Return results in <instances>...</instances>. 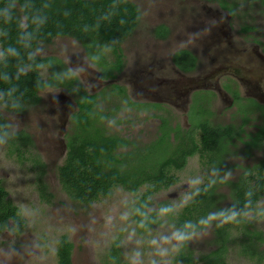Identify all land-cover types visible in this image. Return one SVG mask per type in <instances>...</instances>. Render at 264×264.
Wrapping results in <instances>:
<instances>
[{
    "label": "rangeland",
    "instance_id": "obj_1",
    "mask_svg": "<svg viewBox=\"0 0 264 264\" xmlns=\"http://www.w3.org/2000/svg\"><path fill=\"white\" fill-rule=\"evenodd\" d=\"M132 1L138 4L142 17L135 35L123 43L124 53L127 55L125 75L130 85L134 84L139 91L146 89L144 98L137 94L134 96L135 100L142 102L149 99L148 86L154 88L153 84L159 83L156 81L157 73H150L148 64L153 63L154 60L160 61L164 55L169 54L167 47L170 43L172 47H176L177 44L193 48L204 45V35L208 29L201 28L202 22H205L204 26L214 24L217 37L209 45L222 44L221 42L228 40L232 44L235 37L233 30H238L242 25L249 23L259 27L253 36L264 38V9L255 4L242 5V0H236L239 8H236V15L233 18L229 13L218 9L215 3L201 4L197 0ZM247 6L251 8L248 10ZM161 23H166L171 29V37L165 42H159L152 37V29ZM197 32L203 33V38H198ZM92 43L88 51L91 61L86 57L82 45L73 38H58L52 44L41 45L34 53L40 57L61 58L66 65H71L72 62V66L81 69L85 83L89 82L92 85L94 81L91 77L96 78L98 69H101L103 75L109 72L106 58H109L111 53L102 42ZM2 55L0 47V57ZM225 59L228 58L224 57L223 60ZM229 59L234 63L232 64L234 70L240 63L238 60L235 62L232 56ZM78 60L84 62V65L79 67ZM39 72L45 80L51 75L45 66L40 68ZM169 76L168 74L165 78H170ZM226 76H222L220 81L226 89H230L227 83H223V81L228 82ZM170 79L183 83V79L174 77ZM162 88L164 89L165 85ZM108 89L111 95L113 89L116 90V85H110ZM64 91L60 87L56 90L43 91L42 102L28 107L23 114L9 112L0 107L12 131L25 130L32 135L35 145L31 148L33 154L31 157L39 155L47 164L46 179L53 194L50 201L43 200L38 191L32 160L21 161L16 155L8 154V147L5 144L0 145V184L8 192L10 201L20 209L24 219L23 227L19 232L5 229L0 233V264H57V246L62 236H67L73 244L72 264H182L175 261L182 243L170 218L171 214L179 212L191 200L193 190L213 173L203 164L207 158L202 159L198 154L190 157L186 167L175 173L178 179L175 185L152 196L153 203L145 207L146 212L162 211L157 213L158 221L147 229L140 227L143 213L136 212L137 202L145 187H141L135 194L117 187L110 197L90 204L72 199L62 189L57 177V167L63 163L66 156V136L71 126L67 124L68 116H65L68 100L64 99L66 97ZM103 93H106V89ZM71 95L67 96L72 99ZM111 96H114L113 93ZM233 96L236 100L239 98L236 92H233ZM222 97L225 98L216 94L210 103L211 93L204 91L194 93L193 103L187 116L193 128H196L194 138L197 142L200 141L201 134L199 125L209 119L211 122L235 125H241L247 120L245 126L249 132L255 131L256 126L261 123V119L255 114L244 116L236 104L225 105ZM114 100L118 103L122 102L120 98H110V103ZM148 102H153V99ZM110 106L112 107L111 104ZM134 107H136L134 110L126 107L119 114L105 120L107 132L131 138L133 147L123 149L126 152L140 151L145 149L146 145H148L146 153L151 158L161 157L163 153L172 151L174 143L168 139L167 132L162 136L163 139L151 142L160 136L159 122H154L151 116L156 110H147L143 116L142 107L140 105ZM248 108H245V112H253L258 106L250 103ZM184 111L187 112L188 109ZM174 112L178 114L175 110ZM161 113L164 114L162 111ZM171 120L184 121L182 116H175V119ZM254 139L249 140V143L253 144ZM179 140L180 138H176L174 142L178 144ZM241 141L242 138H236L235 143L229 147L230 151L225 160L226 174H223L225 179H236L243 173L244 168H250L264 158V147L256 150L251 146L241 145ZM220 190L228 195L227 187H222ZM246 219L255 229L264 232V199L257 204L255 211L247 214ZM212 227L186 235L188 236L186 243L193 251L194 258L197 259L200 255L216 249ZM240 235L237 229L231 233L235 239ZM261 248L264 250V243ZM227 263L264 264V258L258 261L245 257L240 253L239 247L231 243Z\"/></svg>",
    "mask_w": 264,
    "mask_h": 264
},
{
    "label": "trees",
    "instance_id": "obj_2",
    "mask_svg": "<svg viewBox=\"0 0 264 264\" xmlns=\"http://www.w3.org/2000/svg\"><path fill=\"white\" fill-rule=\"evenodd\" d=\"M261 2L264 5V0ZM15 3L20 5L21 11L17 10ZM140 21L141 11L129 0H0L3 52L0 57V107L13 113H25L28 107L40 103V90L52 85L61 86L65 83L62 82L64 77L68 76H71L70 87L77 85L83 90L77 77L60 58L34 54L42 44L52 43L56 38L76 39L87 49L92 42H102L116 57L117 69L121 71L125 65L121 44L133 34ZM155 32L157 35L166 34L167 28L159 26ZM180 54L183 55L182 62ZM194 59L188 51L174 56L175 63L183 70L191 69ZM44 66L51 73L47 80L39 73ZM109 73L104 76L108 77ZM116 90L124 94L129 104L141 106L128 99L125 88L116 86ZM93 98L82 93L80 105ZM92 106L82 104V115L72 116L66 136V156L57 167L61 187L72 199L90 204L110 197L117 187L134 194L145 187L136 212L143 213L140 227L147 229L158 221L157 213L162 211L146 212L145 207L153 203L152 196L175 185L178 181L175 173L186 167L190 157L199 154L202 159L208 158L203 164L213 173L193 190L191 200L182 210L171 214L170 219L182 243L175 261L183 264H227L225 256L231 243L236 244L245 257L263 260L264 232L255 229L246 217L264 199V159L254 168L247 169L237 181L222 180V166L225 155L230 151V140L239 136L241 129L237 131L232 125L216 126L204 121L198 128L201 132L199 142L189 134V141L178 143L176 150L151 158L146 153L147 149L131 153L123 150L132 144L130 139L108 133L104 121L110 116H93ZM263 143L264 128L253 144H248L260 147ZM2 144L8 147L9 155H16L21 161L32 160L40 196L50 201L53 194L46 179L47 164L39 155L31 157V148L35 145L32 135L25 130L12 131L0 111ZM222 184L230 188V199L226 205H222L226 196L219 191ZM8 195L0 184V233L5 229L19 232L24 224L20 209ZM208 226H213L216 249L196 259L193 251L187 249L186 235ZM234 229L240 232L239 238L231 236ZM72 250L73 244L67 236H62L57 246V264H72Z\"/></svg>",
    "mask_w": 264,
    "mask_h": 264
},
{
    "label": "flooded vegetation",
    "instance_id": "obj_3",
    "mask_svg": "<svg viewBox=\"0 0 264 264\" xmlns=\"http://www.w3.org/2000/svg\"><path fill=\"white\" fill-rule=\"evenodd\" d=\"M129 1L133 2L132 0H129ZM197 1L198 3L200 2L201 4H208V3L214 4L215 3L218 9L229 13L230 17L232 18L234 17V15H236V8H239V4L236 0H197ZM133 3L136 4L137 7L139 8L137 3L135 2ZM242 3H243L242 5L244 4H255V6L259 5L261 8L264 9V5L262 4L261 0H250L249 2H245L242 0ZM15 5H16L17 10L21 11L20 5L18 3H15ZM247 8L249 10L251 7L247 6ZM22 18L24 21H26L23 15H22ZM203 24H205V22H202V25ZM202 25H201V28L203 30L208 29L206 33L204 32L205 33L204 45L193 48L191 46H186V45H181V44H179L178 46L177 44L176 47H172V44L170 43L167 47V50H169V54H167L168 56L164 55L160 61L154 60L153 63L148 64L147 67H149V71H151L150 73H154V74L157 73L156 81L160 82L159 84L163 82V85H165L164 89L162 87L160 88L157 87L158 89H156V88H151L148 86L149 88L148 101H150V99H153V102H148V101L142 102V101L134 99L135 98L134 96L136 94L144 98L146 94V89L143 88L142 91H139L138 89L135 88L134 84L130 85L129 80L126 79L127 76L125 74H127V72L125 69V65H126L127 55H125L124 53L123 43H122L121 47L123 49V55H124V61H125V65L122 68V70L118 71L117 65H116V62H117L116 57L112 53H110L109 58L108 57L106 58L109 64V71H110L109 76L105 77L101 73V69H98V72H96L97 73L96 78L91 77V79L94 81L92 85H90L89 82L85 83L84 78L81 74V69H78L72 66V62L71 63L69 62L71 65H66L65 62L60 58L64 62L68 70L71 71V73L77 77V79L83 86V90L77 88V85H73L72 87H70L69 85L72 84L70 83L71 76L64 77V80L62 82H65V83L63 85L48 86L38 92L41 98L40 103L42 102L41 93L43 91L56 90V88L60 87L65 90L64 92H65L66 97L64 99L68 100L66 103L67 107H66V114H65V116H68L67 124L71 125L72 116H76V114L78 113L80 116L82 115L83 113L81 112L82 104L86 106L93 105L92 106L93 116H105V115L114 116V115L119 114V112L125 109L126 107L127 108L131 107L128 109H132V110L136 108L133 105L129 104V101L124 98V94L122 93L123 95H121L120 93H118V90L113 89L112 91L114 95L113 97L111 96L112 93L111 95H109L108 92L110 89H108V87L110 85L121 86L125 88L126 94L130 101H132L133 103L136 102L141 105H144V106H140L143 109V116L147 110L149 111L156 110L155 113L151 114V116H153L154 122L155 121L159 122L158 127L160 128V131H159L160 136H157L155 140L151 142L159 141V139L162 138V136L167 132L168 139H170L171 142L174 143L173 144L174 147L171 149L173 151L174 148H175L174 150H176L179 147V144H176V142H174V140L177 137L180 136L179 143L186 142V141L188 142L189 138L187 136L189 134H191L194 137V131L196 130V128H193V125L190 121L189 116H187V114L189 112L191 104L193 103L192 100H193L194 93H196L197 91H204L206 93L212 94L210 103L214 100V96H216V94H218V96L223 95L225 96V98L222 97L225 102L224 103L225 105L227 104V105L232 106V104L233 105L236 104L237 108L241 110L244 116H247V115L250 116V114H255V116H259V118L261 119V123L258 124V126H256L255 131H252V132H249L247 130V126H245L247 120L243 121L241 125L223 124V123L221 124L219 122H211L210 119H209L210 122L208 121L212 125H216V126L217 125H221V126L232 125L233 127H235L237 131L240 129L242 130L239 136H236L230 140L229 147L232 146L233 143H235L236 138L237 139L242 138V141L240 142L241 145L251 146L248 144L249 140H251L252 138H255L259 134L260 130L264 128V38L260 39L258 37L253 36V34L257 32V29L259 27L249 23V24L242 25L238 30H235V29L233 30L235 31V35H234L235 37L232 43L233 45L229 43V40L227 42H221L222 44L209 45V43L212 42V40L216 39L217 37V34H215L214 32V24L211 26H204V25L202 26ZM159 26L166 27L167 33L166 34L160 33V35H157L155 32V29ZM0 32H1V28H0ZM134 35H135V31L133 32L131 36L127 38V40L132 38ZM197 36L198 38L202 37L203 33L197 32ZM152 37H155L159 42L168 41L171 37V29L166 25V23H161L152 29ZM63 38H70V37H63ZM52 43H49V44H52ZM49 44H42V45H49ZM80 44L83 47V51L87 55L86 57L89 59L88 57L89 49H87L86 46L83 45L82 43ZM0 47H1V52H2L1 42H0ZM182 51H188L195 58L193 61V67L189 70L181 69L180 67H178V65L174 61V56L177 55L178 52H182ZM231 56L233 57L235 62L238 60L240 63L236 65L234 70H232L234 66L232 64L234 63L229 59V57ZM179 57L181 61L183 55L181 56L180 54ZM224 57H227L228 59L223 60ZM78 61H79V67L84 65V62H82L81 60H78ZM254 70L256 71V73H254ZM200 72H203L204 74ZM227 73L229 75H227ZM168 74L170 75L169 76L170 78L174 77L177 79H183V83H179L178 80L176 79L165 78L166 76L168 77ZM222 76L223 77L226 76V79L228 80V82L223 81V83H227L230 89H226V87L221 83L220 80ZM122 80H124V82H122ZM105 89H106V93H103ZM84 92L87 95L92 96L94 98L92 100L89 99L87 101H84L80 105V102L82 100L81 94ZM233 92L237 93L239 97L237 100L233 96ZM243 93H245V95H243ZM69 94H72L71 95L73 97L72 99L67 96ZM110 98H116V99L120 98L122 100L121 102L122 104L120 102L119 103L116 102V100L110 103ZM156 99L158 100L155 101ZM40 103L36 105H39ZM250 103H254V106L257 105L258 109L253 112L251 111L252 113L245 112V108L249 109L248 106ZM110 104L112 105V107L110 106ZM36 105H32L31 107L36 106ZM157 105H160V107H158ZM172 108L176 112H178L177 115L175 114L174 110H172ZM209 108H210V105H209ZM185 109H188V111L187 112L184 111ZM161 111L164 114H162ZM16 114H23V113H16ZM125 116H128V114H125ZM171 116H174L173 117L174 119H175V116H182L184 121L178 122L177 120H171L173 119ZM146 117L149 118V116H146ZM126 138H129V137L126 136ZM129 139L131 141V138ZM151 142H149V144ZM129 147H133V142L127 148ZM147 147L148 145H146L145 149ZM251 147L258 150L264 147V143L260 147H256L254 145H252ZM243 150L248 151L249 149L247 150V148L246 149L243 148ZM227 156L225 157L223 161L224 166H222L224 168V174H226L225 169L227 165H226L225 160ZM263 159L264 158L260 159V161ZM260 161H257L255 165H253L250 168H244L243 173H245L247 169L254 168L257 164H260L259 163ZM222 167L221 169L223 170ZM243 173L240 174L236 179H230V180L225 179L224 176L222 175V180L237 181V179H239V177L243 175ZM206 179L204 180V182L206 181ZM222 187H227L229 189L228 195L225 194L226 198L222 202V205H226L229 203V202L226 203V201H229L230 199L229 198L230 188L226 184H222L220 189ZM220 189L219 191L221 192ZM205 229H202V230H205ZM186 245H187V249L191 250L187 243ZM210 252L205 253L204 255H208ZM225 257H226L225 261L227 262L228 252ZM177 263H182V262L179 261ZM197 264H201V263H197Z\"/></svg>",
    "mask_w": 264,
    "mask_h": 264
},
{
    "label": "water",
    "instance_id": "obj_4",
    "mask_svg": "<svg viewBox=\"0 0 264 264\" xmlns=\"http://www.w3.org/2000/svg\"><path fill=\"white\" fill-rule=\"evenodd\" d=\"M160 83V82H159ZM159 83H155V84H153V87L154 88H156V89H158L157 87H162V85H163V82L161 83V84H159Z\"/></svg>",
    "mask_w": 264,
    "mask_h": 264
}]
</instances>
